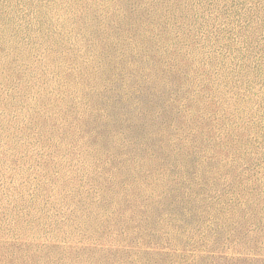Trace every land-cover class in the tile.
I'll return each instance as SVG.
<instances>
[{
	"label": "rangeland",
	"instance_id": "374dc122",
	"mask_svg": "<svg viewBox=\"0 0 264 264\" xmlns=\"http://www.w3.org/2000/svg\"><path fill=\"white\" fill-rule=\"evenodd\" d=\"M0 264H264V0H0Z\"/></svg>",
	"mask_w": 264,
	"mask_h": 264
}]
</instances>
